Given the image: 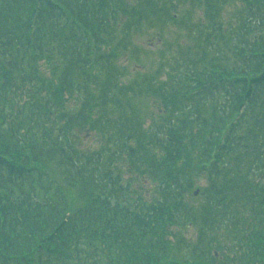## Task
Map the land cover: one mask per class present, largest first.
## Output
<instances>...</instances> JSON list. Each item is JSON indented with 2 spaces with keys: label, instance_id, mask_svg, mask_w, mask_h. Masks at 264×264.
Listing matches in <instances>:
<instances>
[{
  "label": "trees",
  "instance_id": "trees-1",
  "mask_svg": "<svg viewBox=\"0 0 264 264\" xmlns=\"http://www.w3.org/2000/svg\"><path fill=\"white\" fill-rule=\"evenodd\" d=\"M169 26L190 44L125 83L135 35ZM0 264H264V0H0Z\"/></svg>",
  "mask_w": 264,
  "mask_h": 264
},
{
  "label": "rangeland",
  "instance_id": "rangeland-1",
  "mask_svg": "<svg viewBox=\"0 0 264 264\" xmlns=\"http://www.w3.org/2000/svg\"><path fill=\"white\" fill-rule=\"evenodd\" d=\"M195 15L196 18H201L202 16L201 12L197 9L195 11ZM190 33L191 32L185 27L181 28L178 26H169L162 33H159L155 29L151 30L143 28V30L138 32L133 39V43L135 45L137 44L139 47L136 51V55H133L132 57L130 53H126L123 56H120L119 66L123 68L124 72L122 80L125 83H130L136 79L140 73L155 72L160 66V53L163 51L167 55L168 47H171L170 52H172L173 48L177 45H182L183 47L186 45L188 46L190 44L191 37H193ZM39 69L43 75L48 78L51 77L50 70L45 63L40 62ZM133 101L142 119L148 124L154 117V112L157 110L154 98L150 95L140 94L139 96L134 97ZM78 104L79 102L74 98L68 100V106L71 108L77 107ZM79 141H81V145H79V147L84 151L97 150L103 144L101 139L93 133L92 135L87 136H85L84 133H81L79 135ZM113 167H115V172H118L122 177L123 183H125L128 179L130 180L131 189L134 192L142 195V197L147 200H151L154 197L155 184H153L145 176L132 172V170L129 169V165L125 157L116 159ZM52 169L53 176L62 182L60 169L57 166H52ZM200 184H206L203 177L200 179ZM63 186L70 193L71 198L77 196L75 189L68 188L66 184H63ZM195 197L198 198L197 195ZM190 200H192L191 203L193 206H197L200 203V201L197 203L195 199ZM173 233H175V236L171 237V240L172 243L175 244L174 252H179L185 256L191 251L190 249L192 247L190 246L186 249L185 242H189L192 245L197 243L200 230L199 226L185 225L174 228Z\"/></svg>",
  "mask_w": 264,
  "mask_h": 264
},
{
  "label": "water",
  "instance_id": "water-1",
  "mask_svg": "<svg viewBox=\"0 0 264 264\" xmlns=\"http://www.w3.org/2000/svg\"><path fill=\"white\" fill-rule=\"evenodd\" d=\"M195 194H197V192Z\"/></svg>",
  "mask_w": 264,
  "mask_h": 264
}]
</instances>
